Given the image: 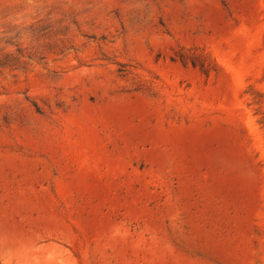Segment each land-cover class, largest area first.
Returning <instances> with one entry per match:
<instances>
[{
  "label": "rangeland",
  "instance_id": "1",
  "mask_svg": "<svg viewBox=\"0 0 264 264\" xmlns=\"http://www.w3.org/2000/svg\"><path fill=\"white\" fill-rule=\"evenodd\" d=\"M0 264H264V0H0Z\"/></svg>",
  "mask_w": 264,
  "mask_h": 264
}]
</instances>
